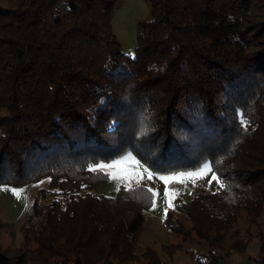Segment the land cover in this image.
Instances as JSON below:
<instances>
[{
    "label": "trees",
    "instance_id": "16d2710c",
    "mask_svg": "<svg viewBox=\"0 0 264 264\" xmlns=\"http://www.w3.org/2000/svg\"><path fill=\"white\" fill-rule=\"evenodd\" d=\"M118 1L0 7V185L49 180L23 229L24 251L0 248V264H28L31 255L169 264L191 245L206 251V264H219L222 252L248 248L236 240L228 251L224 241L241 212L258 224L264 209V0H149L153 19L140 23L135 56L111 26ZM62 2L69 19L59 14ZM128 150L156 172L209 161L230 186L176 203L191 224L167 215L180 242L164 245L162 257L137 252L148 188L95 193L108 174L89 166Z\"/></svg>",
    "mask_w": 264,
    "mask_h": 264
},
{
    "label": "rangeland",
    "instance_id": "374dc122",
    "mask_svg": "<svg viewBox=\"0 0 264 264\" xmlns=\"http://www.w3.org/2000/svg\"><path fill=\"white\" fill-rule=\"evenodd\" d=\"M17 0H0V7L15 8ZM69 4L62 2L59 5V14L64 19H69ZM153 19L152 5L149 0H119L111 18V26L116 34L122 50L131 56L136 55V47L138 45V35L140 32V23L151 21ZM5 109L0 108V115L5 114ZM131 154L143 166L135 169L143 173L145 179L139 184L132 182L131 189L136 187H146L154 190L158 195L155 197V207H153V198L150 206L144 211L145 223L139 237L138 253L141 254L147 248L153 249L161 257L164 255L163 246L176 244L180 242V238L172 232L165 224V219L169 213H174L186 225L191 224L189 218L182 213L177 212V202L189 203L200 195L219 192L221 188L215 181L209 184L211 174L203 179H197L195 183L191 179L183 182L169 181L167 185L164 181L158 179L159 176H172L181 172L194 171L195 169L181 170L176 172H156L144 164L141 159L132 150H128L122 156L111 160L100 161L98 164H111ZM209 162V161H206ZM210 163V162H209ZM94 165V166H95ZM131 168L132 166H127ZM144 168H148L153 173V179L148 180L147 173L143 172ZM108 174V181L101 184L95 193L99 196L114 198L117 196V188H125L124 181L121 179L110 178L109 173L119 171L118 169L102 170ZM49 180H43L37 184H31L21 187H12L8 185H0V248L2 251H11L14 255H19L24 251L23 229L30 223L32 215V204L35 200L37 191L40 188H48ZM170 194L172 207L168 206L169 197H165V188ZM13 190L18 195L13 194ZM49 201L45 200L43 205ZM165 209L167 215L165 216ZM247 214L241 212L237 218L236 225L229 230L225 237L224 247L229 251V246L236 240L248 242V248L245 253H238L230 249L229 254L222 252L219 264H264L260 260L264 258V209L259 217L258 224H250ZM35 227L43 223V218H38L35 222L31 221ZM224 249V250H225ZM226 250V251H227ZM202 249L191 245L179 250L172 260H167L169 264H206L205 255H201ZM12 254V253H11ZM200 257V261L198 260ZM166 259L165 257H163ZM28 264H60L53 259L38 258L37 255H31Z\"/></svg>",
    "mask_w": 264,
    "mask_h": 264
},
{
    "label": "snow or ice",
    "instance_id": "6c2138e0",
    "mask_svg": "<svg viewBox=\"0 0 264 264\" xmlns=\"http://www.w3.org/2000/svg\"><path fill=\"white\" fill-rule=\"evenodd\" d=\"M240 125L247 131L249 126V121L245 118V114L242 111L237 112ZM131 165L132 167L129 168L127 166ZM143 166L140 164L138 160H136L131 154H126L122 158L113 161L111 164H98L95 166H89V171H97V170H104V169H118L119 171L111 172L109 173L110 178L112 179H121L124 181L126 190H131V183L135 182L139 184L143 179H145L143 173L139 171H135V169L142 168ZM144 173H147V179L151 180L153 179V173L149 171L148 168L143 169ZM211 174V179L209 180V184L212 183V181H215L221 188H224L225 190H230V186L225 183L222 177H219L215 171L214 164L209 162H204L200 167H198L194 171H188V172H181L176 175L172 176H159L158 179L162 180L167 183L169 181H178L183 182L184 180L191 179L193 183L197 179H203L205 176H208ZM120 189L117 188V191ZM149 193H151L153 197V207H155V197L158 195L154 190L147 189ZM14 195H18L19 193L13 190ZM165 197H169L168 199V206L172 207V202L170 198V194L167 190V187L165 188ZM167 215V209H165V216Z\"/></svg>",
    "mask_w": 264,
    "mask_h": 264
}]
</instances>
